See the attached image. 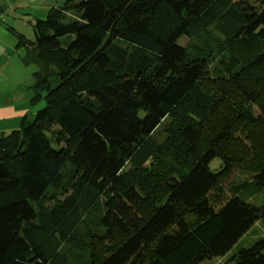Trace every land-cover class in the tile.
<instances>
[{"label":"trees","instance_id":"obj_1","mask_svg":"<svg viewBox=\"0 0 264 264\" xmlns=\"http://www.w3.org/2000/svg\"><path fill=\"white\" fill-rule=\"evenodd\" d=\"M209 27L224 55L210 76L209 58L178 43ZM32 31L16 46L45 68L30 97L44 105L0 133V264H264V205L249 200L264 188V149L246 140L247 178L223 186L237 158L216 145L234 128L218 99L264 97V0H66ZM242 117L264 119L244 106ZM83 215L102 233H82Z\"/></svg>","mask_w":264,"mask_h":264},{"label":"rangeland","instance_id":"obj_2","mask_svg":"<svg viewBox=\"0 0 264 264\" xmlns=\"http://www.w3.org/2000/svg\"><path fill=\"white\" fill-rule=\"evenodd\" d=\"M26 17V16H25ZM43 17V16H42ZM23 29V33L20 32H13V40L11 42V50H12V55H13V65L15 68H0V83L2 84L0 87V91L3 88V91L7 90V86L12 90L10 84L6 83V81H1V78H6L8 77V81L16 86H20L17 89H13V99H17L18 97H24L25 98V104L23 108H27L26 114L28 115L29 118H32L36 111L43 107L44 101H39L36 104L30 103V97L32 95V90H31V84L34 81L35 78V71H39L42 74H45V68L37 67L36 65L33 64H28L24 60L25 56H28V51L27 48L24 46L26 45L25 43H22V45L16 46L17 41L21 38L24 40H32L33 39V31H32V19H26L25 24L20 25ZM208 32H201L198 35L195 36H182L179 38L178 43L183 45L186 48V51L188 54L194 56V55H200L203 54L207 58H209V73L208 76L213 74L215 68H223L221 64V58H223V54L221 55L218 52V49L216 47V44L214 40H212L211 33H213V28L209 27ZM19 34L20 37H19ZM11 41V40H10ZM28 45V44H27ZM210 74V75H209ZM224 86H220L218 88L215 87V91L220 93V90ZM1 91L0 93H2ZM241 93V91L236 92V94ZM248 94H243V95H238V97H231L224 95V101H221L218 99L219 105L223 103L224 110L226 112V116L230 117V123L234 125V128L229 127V132H230V139H219L216 145L221 149L224 150L226 153L233 155L237 158L236 160H231L230 165L227 167V169L224 171V173L219 177L218 184L226 186L227 182L235 178L237 175H240L241 178H247V175L245 174L244 170H247L248 165L252 163V159L250 157V147L249 143L252 142V140H257L258 143L256 144L259 149L263 148L264 149V119L260 117V115L264 116V97L259 96V95H254V98L251 100ZM23 99V98H22ZM0 102L2 100L0 99ZM240 106L242 107V112H243V106L244 110H247L252 113V117L254 120L259 121L260 119H263L260 122H256V125H249L248 124V118L242 117V112L239 114H235L233 108ZM200 109V108H198ZM197 112L200 113H205L207 111H201L198 110ZM171 119L170 116L165 117L159 124L158 128L155 131V134L158 138L159 141H162L165 137V129L167 127V122ZM1 121V120H0ZM19 122L20 120L17 119L15 124H13L10 127H7L5 129V132H10L14 128L19 127ZM1 124V122H0ZM245 128V133L242 136L239 133L240 130L238 129H243ZM1 133V131H0ZM213 134V133H212ZM247 140V141H246ZM163 160L166 162V166H169L168 162H170L167 158L162 157ZM130 165L128 164L127 167ZM223 166V161L220 157H215L210 163L209 167L212 170H219ZM72 171V168L70 165H67L62 169L61 172V179L60 183L63 182V180L67 179ZM215 188L211 190L210 192V200L213 201L214 203H218V197L214 193ZM59 190H56V195ZM249 200L251 202H254L256 204H263L264 205V188L260 193H254L250 194ZM83 219L85 222V225L81 226V231L82 233L92 231L95 233H102L101 228L97 226L96 223V218H90L88 216L83 215ZM261 226L264 229V216L261 218L260 221L254 226L256 229ZM261 232V231H260ZM263 234V233H262ZM259 235H257L255 232H249V234L244 235L234 246L233 248L229 251V253L226 255L232 254L238 247L241 246H247L251 242H253ZM247 239H249L247 241ZM97 246L94 247L96 249ZM61 251H64L68 253V246H62L59 248ZM68 261L71 264H78L74 256L67 255ZM220 261H223V258H212L210 260H205L201 262L200 264H218Z\"/></svg>","mask_w":264,"mask_h":264},{"label":"crops","instance_id":"obj_3","mask_svg":"<svg viewBox=\"0 0 264 264\" xmlns=\"http://www.w3.org/2000/svg\"><path fill=\"white\" fill-rule=\"evenodd\" d=\"M66 0H0V68H15L13 65V55L11 50V42L13 40V32L23 33L20 26L25 24L26 19L43 18L50 7L62 6ZM26 16V17H25ZM43 16V17H42ZM11 40V41H10ZM10 84L12 90L7 86V90L0 93V131L6 133L5 129L12 126L20 120L25 114L27 108H23L25 102L24 97L13 99V89L16 86L13 82H9L8 77L1 78ZM2 83V82H1ZM0 83V87L1 84ZM0 91V92H1ZM23 98V99H22ZM15 129V128H14Z\"/></svg>","mask_w":264,"mask_h":264}]
</instances>
